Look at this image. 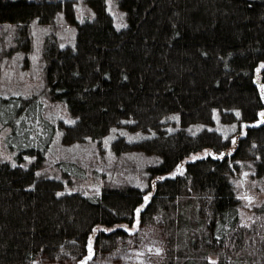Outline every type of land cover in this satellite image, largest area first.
I'll return each mask as SVG.
<instances>
[{"label": "trees", "instance_id": "trees-1", "mask_svg": "<svg viewBox=\"0 0 264 264\" xmlns=\"http://www.w3.org/2000/svg\"><path fill=\"white\" fill-rule=\"evenodd\" d=\"M60 22L75 34L65 46L45 37L41 92L0 96L14 153L0 162V264L84 263L98 227L158 220L161 264H264V204L242 225L235 185L250 164L264 190V0H0L16 52L33 51L32 28ZM45 98L69 121L55 124ZM57 136L149 157L146 186L105 178L95 196L74 191L94 170L48 165ZM31 146L38 159L18 160ZM124 233L100 231L94 255Z\"/></svg>", "mask_w": 264, "mask_h": 264}, {"label": "rangeland", "instance_id": "rangeland-1", "mask_svg": "<svg viewBox=\"0 0 264 264\" xmlns=\"http://www.w3.org/2000/svg\"><path fill=\"white\" fill-rule=\"evenodd\" d=\"M111 11L116 16L115 18L122 23L123 16L115 5H113ZM63 23L60 22L59 25H61L55 29L50 26H35L32 28L33 51L31 53L14 51L16 44L12 28H0V96L27 98L32 94L35 95V93L41 92L43 86L42 51L45 37L53 38V33L61 45L65 46L72 41L75 34L72 26ZM51 40L53 39H49V41ZM49 101L48 98H45L47 116L55 124L59 120L69 121L64 106ZM7 136L8 129L0 125V162H12L14 159V153L5 145ZM105 147L99 152L90 147H65L57 136L48 153L49 162L47 161V164L53 166L61 158H66V160L71 159L70 161L74 163L72 167L76 168L79 174H84L82 168L94 170L88 180L73 187L74 191H79L86 196L97 195L105 178L128 179L136 185L146 186L142 170L151 161L149 157L139 153L118 158L113 155L109 146ZM36 150L37 148L34 146L21 148L17 152L18 160L22 158V162L27 163L38 159L37 153H32ZM22 153L24 154L22 155ZM25 154L26 157H24ZM241 167V171L235 176L237 196L240 200L239 212L242 225L250 226L255 221L254 209L264 204V190L253 178L255 172L252 165L241 163ZM46 171L48 172L47 169ZM119 228L124 229L126 233L123 236L116 237L102 251L95 248L96 253L94 255L92 245L98 233L100 231L112 232ZM90 242V256L84 263L40 256L33 264H161L165 250L162 224L159 220L156 224L149 226L135 222L133 225L124 224L111 228L98 227L91 236ZM212 260L215 259L212 258Z\"/></svg>", "mask_w": 264, "mask_h": 264}, {"label": "snow or ice", "instance_id": "snow-or-ice-1", "mask_svg": "<svg viewBox=\"0 0 264 264\" xmlns=\"http://www.w3.org/2000/svg\"><path fill=\"white\" fill-rule=\"evenodd\" d=\"M139 212V210H137V213Z\"/></svg>", "mask_w": 264, "mask_h": 264}]
</instances>
